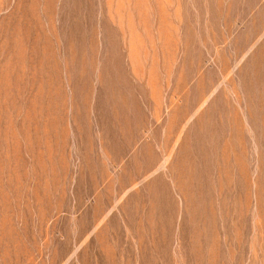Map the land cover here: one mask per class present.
<instances>
[{
  "label": "rangeland",
  "instance_id": "1",
  "mask_svg": "<svg viewBox=\"0 0 264 264\" xmlns=\"http://www.w3.org/2000/svg\"><path fill=\"white\" fill-rule=\"evenodd\" d=\"M0 264H264V0H0Z\"/></svg>",
  "mask_w": 264,
  "mask_h": 264
}]
</instances>
